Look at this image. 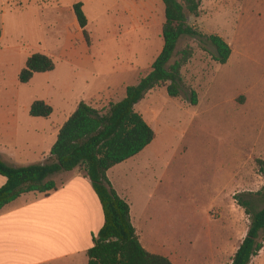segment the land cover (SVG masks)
I'll list each match as a JSON object with an SVG mask.
<instances>
[{"label":"rangeland","instance_id":"374dc122","mask_svg":"<svg viewBox=\"0 0 264 264\" xmlns=\"http://www.w3.org/2000/svg\"><path fill=\"white\" fill-rule=\"evenodd\" d=\"M45 1L54 9L64 4L63 0H19L21 9L4 10L6 0H0V29L5 33L0 97L15 99L0 103V116L15 113L19 131L44 123L24 118L28 111L23 107L29 101L50 102L55 120L65 100H85L105 111L151 67L127 72L125 77L110 71L127 69L131 58L152 64L162 46L156 32L164 20L157 10L154 21L144 17L149 21L138 39L108 38L100 25L92 23L93 63L79 67L50 33L54 10L45 9ZM188 24L204 36L221 37L231 50L228 62L217 64L214 48L205 39L181 36L170 61H182L186 53L178 96L169 97L164 86L145 95L135 111L153 129L155 139L108 173L128 193L133 222L156 254L172 264H229L249 226L235 195L260 191L257 209L264 206V176L256 164L258 159L264 161V0H201L197 17H188ZM34 53L48 54L55 69L20 84L17 69L25 54ZM22 139L18 137V144ZM71 175H56L53 180L60 185Z\"/></svg>","mask_w":264,"mask_h":264},{"label":"trees","instance_id":"16d2710c","mask_svg":"<svg viewBox=\"0 0 264 264\" xmlns=\"http://www.w3.org/2000/svg\"><path fill=\"white\" fill-rule=\"evenodd\" d=\"M164 23L163 47L151 65L150 72L137 84L125 89V96L110 102L105 111L94 109L81 101L76 110L60 128L47 159L28 166H12L0 159V176L6 183L0 187V210L23 194L37 193L44 197L58 190L53 176L79 170L88 179L103 212V226L93 237V246L87 251V264H172L162 255L148 252L141 245L131 221L129 203L112 188L107 172L148 147L155 139L153 129L135 106L156 87L164 86L171 98L179 94L182 61L170 64L181 36L205 39L214 48L213 60L225 65L231 55L228 44L216 35L204 36L188 24V17H197L201 0H162ZM75 19L89 44L87 19L82 4L73 5ZM1 37V30H0ZM55 63L44 54H33L18 74L20 84H28L36 74L52 72ZM191 102L196 104L195 93ZM52 108L43 101H34L29 109L32 118L46 119ZM256 164L264 176V161ZM256 193L235 195L237 204L249 217L247 233L238 246L231 264H250L264 246V206L257 209L262 197Z\"/></svg>","mask_w":264,"mask_h":264},{"label":"crops","instance_id":"0c3cea01","mask_svg":"<svg viewBox=\"0 0 264 264\" xmlns=\"http://www.w3.org/2000/svg\"><path fill=\"white\" fill-rule=\"evenodd\" d=\"M18 1L11 5L12 0H6L4 10L21 9ZM63 1L64 4L59 3L58 5L61 6L57 9H54L49 2H43L45 9L54 10L50 15L51 25L49 27L52 29L50 33H53L54 37L60 41L62 53L66 57H71L70 59L75 65L83 68H89L93 63L91 55L93 38L89 30L92 23L97 24V26L100 25L108 38L119 35L129 40L132 35L136 39L144 35L145 23L149 21L147 19L152 20L155 10H157L159 19L161 17V20H164L162 0ZM77 3L82 4V10L87 19L86 30L91 40L90 46L85 41L83 31L73 13V5ZM145 16L147 19H144ZM0 30L1 53L5 33L4 30ZM159 30V34L156 32L157 38L160 36L162 38V27ZM162 47L163 40L161 48L157 50V56ZM31 55L33 54L24 55L23 63L17 69V78ZM126 65L128 66L127 69L119 72L113 69L110 73L122 74L121 77H125L127 72L148 70L152 64L146 66L140 61L133 62L131 58L127 59ZM84 81L88 83L87 78H84ZM121 86L125 87V84ZM106 87L117 86L106 84ZM11 101L15 102V99L0 97V103L7 104ZM65 101V108L60 110L59 118L57 117L59 120L54 119L53 109L52 114L46 119L30 117L29 109L33 102H27L28 104L23 107V110L28 111V114L25 116V113L24 118L28 122L44 120V123L20 131L15 113L8 114L6 111L2 117L0 116V159L12 166L42 163L55 143L60 128L83 100ZM45 103L50 104V102ZM4 109L7 110V107ZM19 136L25 139H22V142L18 144ZM34 154L37 156L34 158L36 160L33 159ZM107 178L116 193L129 203L131 221L141 245L148 252L156 254L146 241L141 239L140 231L133 222L132 206L127 198L128 193L123 191L120 183L115 184L110 179L108 172ZM5 183L6 179L0 176V187ZM103 222L101 205L88 179L81 173L72 171V175L59 185L56 192L49 196L44 197L37 193L23 194L0 210V264H87L86 253L93 246V237L97 235L103 226ZM250 264H264V246Z\"/></svg>","mask_w":264,"mask_h":264}]
</instances>
